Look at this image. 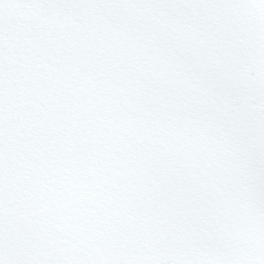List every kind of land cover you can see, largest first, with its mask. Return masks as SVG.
<instances>
[{
	"label": "snow or ice",
	"instance_id": "obj_1",
	"mask_svg": "<svg viewBox=\"0 0 264 264\" xmlns=\"http://www.w3.org/2000/svg\"><path fill=\"white\" fill-rule=\"evenodd\" d=\"M0 264H264V0H0Z\"/></svg>",
	"mask_w": 264,
	"mask_h": 264
}]
</instances>
